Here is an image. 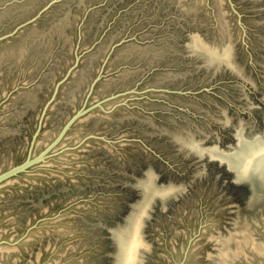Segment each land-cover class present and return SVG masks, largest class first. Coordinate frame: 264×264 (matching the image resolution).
<instances>
[{
  "label": "water",
  "instance_id": "water-1",
  "mask_svg": "<svg viewBox=\"0 0 264 264\" xmlns=\"http://www.w3.org/2000/svg\"><path fill=\"white\" fill-rule=\"evenodd\" d=\"M0 264H264V0H0Z\"/></svg>",
  "mask_w": 264,
  "mask_h": 264
}]
</instances>
